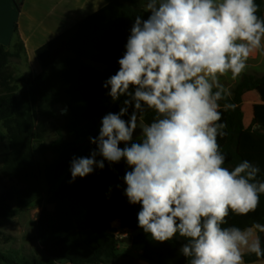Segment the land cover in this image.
Here are the masks:
<instances>
[{"label":"clouds","instance_id":"9594fccd","mask_svg":"<svg viewBox=\"0 0 264 264\" xmlns=\"http://www.w3.org/2000/svg\"><path fill=\"white\" fill-rule=\"evenodd\" d=\"M258 10L255 0H147L148 18L135 16L119 70L102 85L113 102L125 97L122 106L102 117L90 155L70 162L71 183L123 160L131 169L124 194L141 205L138 227L159 243L184 238L189 264L264 256V223L225 226L230 212L246 216L259 206L260 168L248 160L225 167L218 143L228 135L219 102L231 95L221 77L236 79L264 52Z\"/></svg>","mask_w":264,"mask_h":264},{"label":"trees","instance_id":"16d2710c","mask_svg":"<svg viewBox=\"0 0 264 264\" xmlns=\"http://www.w3.org/2000/svg\"><path fill=\"white\" fill-rule=\"evenodd\" d=\"M106 1L104 8L38 49L43 71L36 76L20 75L10 65L11 58L25 55L22 42L15 45L13 52L0 44V125L10 141L2 174L19 185L0 196V219L19 214L20 210L12 204L15 198L25 207L46 193L48 205L55 204L54 211L43 207L38 218L36 240L45 256L30 257L23 264H111V260L118 258V240L111 232L115 222H119L122 230L138 232L135 240L142 245V259L152 264H189L180 253L181 245L186 242L184 238L177 235L172 241L159 243L138 227L141 205L130 204L124 194L123 176L131 169L123 160L112 165L105 161L104 169L97 168L92 174L69 182L72 158L87 157L96 147L90 144L83 149L80 141L98 136L102 117L108 112H119L122 106L125 97L113 102L107 95L110 89L102 85L119 70L118 60L126 51L135 16L147 19L149 15L135 0ZM255 2L259 5L257 15L264 18V0ZM263 84L264 77L256 82L246 80L236 87L233 97L227 96L219 102L221 122H226L224 131L228 135L218 137V143L227 156L224 166L229 169L245 160L239 152L245 131L264 140V123L254 121V126L246 129L242 110L244 94ZM224 103L235 107L224 111ZM58 108L67 109L60 132H66L69 139L64 140L60 134V140L55 143L57 157L42 165L36 160L34 144L39 143L43 152L50 149L43 141L47 125L59 120ZM131 111L129 108V115ZM129 115L123 119L128 120ZM151 117L150 113L147 119ZM262 157L261 151L254 158ZM257 179L264 182V173H259ZM227 221L225 226L241 228L254 221L264 223V193L260 194L255 212L246 216L230 212ZM3 237L6 244L13 240ZM261 237L264 248L263 233ZM259 259L264 256H245L248 263ZM0 261L20 264L3 253Z\"/></svg>","mask_w":264,"mask_h":264},{"label":"rangeland","instance_id":"374dc122","mask_svg":"<svg viewBox=\"0 0 264 264\" xmlns=\"http://www.w3.org/2000/svg\"><path fill=\"white\" fill-rule=\"evenodd\" d=\"M21 1V0H20ZM36 57L33 56V59ZM21 60L17 58L10 59V65L13 69H17ZM264 77V59L248 60L245 71L236 79L231 78L229 73L227 76L221 78V83L230 91V97H233L236 87L246 80H252L256 82ZM244 106L242 104V110L244 112V124H251V120H257L259 123H264V84L258 86L252 91H248L243 96ZM63 108L57 109L58 121L50 122L47 125V133L43 141L44 145L50 147L46 152H43L39 146V143L34 144L35 157L42 165L51 163L57 157L55 150V143L60 140V134L64 140H68L69 137L66 132H60V126L64 123L63 120ZM256 122V124H259ZM254 126V122L251 124ZM248 139V137H246ZM245 140L250 142L255 150V155H261V151L264 154V140L256 141ZM258 139V138H257ZM9 136L5 129L0 125V196L19 188L17 181L10 178H6L2 174V169L6 162L7 156L10 152ZM89 138L80 141V145L83 149H86L90 145ZM253 148H251L252 150ZM44 189L47 190L46 181L43 180ZM13 207L19 209V214L11 219H0V253L14 257L20 264L25 259L30 257H37L42 259L45 254L42 251V246L36 240L37 224L39 215L43 207L48 206L47 194L43 193L37 200L31 204L21 207L17 198L12 201ZM112 234L118 240V258L111 260V264H152L142 259V245L137 243L135 238L138 232H131L128 230L120 229L117 222L113 223ZM126 234V235H125ZM129 234L133 235V241L131 244L123 242V239L128 237ZM4 236L13 238L8 244L4 243ZM0 264H7L4 261H0Z\"/></svg>","mask_w":264,"mask_h":264},{"label":"crops","instance_id":"0c3cea01","mask_svg":"<svg viewBox=\"0 0 264 264\" xmlns=\"http://www.w3.org/2000/svg\"><path fill=\"white\" fill-rule=\"evenodd\" d=\"M135 1L139 7L144 9L147 0ZM107 4L106 0H0V44L13 52L15 45L22 42L26 53L17 58L22 63H19L15 70L26 77L36 76L43 71L37 56L38 49L95 14ZM253 59L263 60L264 52H258L249 58V60ZM244 102L245 100L243 106ZM251 121L252 124L257 120ZM251 124H244V126L248 129ZM246 137L249 141L256 139L259 142L260 140L257 139L255 133L245 131L241 136L239 152L245 160L260 168L259 173H264V158L255 160V155L251 154L254 147L249 145L250 142H245ZM245 256V264H264V259L248 263Z\"/></svg>","mask_w":264,"mask_h":264},{"label":"water","instance_id":"95a60500","mask_svg":"<svg viewBox=\"0 0 264 264\" xmlns=\"http://www.w3.org/2000/svg\"><path fill=\"white\" fill-rule=\"evenodd\" d=\"M67 111V109L63 110V112L65 113ZM140 133V130L137 129L136 133H134V139L136 136H138ZM49 211H54L55 210V204H50L47 206ZM129 231V230H128ZM263 238H264V233H263ZM133 241V235L129 234L128 237L123 239V242L127 243V244H131Z\"/></svg>","mask_w":264,"mask_h":264}]
</instances>
